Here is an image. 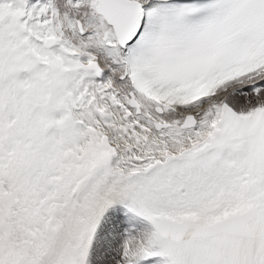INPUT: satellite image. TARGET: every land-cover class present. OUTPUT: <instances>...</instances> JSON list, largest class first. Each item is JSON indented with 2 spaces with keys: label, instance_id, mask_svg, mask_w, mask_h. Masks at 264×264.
I'll return each instance as SVG.
<instances>
[{
  "label": "snow or ice",
  "instance_id": "6c2138e0",
  "mask_svg": "<svg viewBox=\"0 0 264 264\" xmlns=\"http://www.w3.org/2000/svg\"><path fill=\"white\" fill-rule=\"evenodd\" d=\"M0 264H264V0H0Z\"/></svg>",
  "mask_w": 264,
  "mask_h": 264
}]
</instances>
